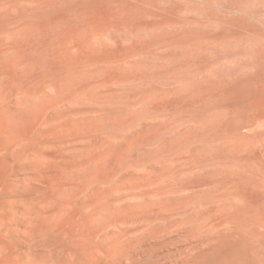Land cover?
<instances>
[{
	"label": "rangeland",
	"instance_id": "rangeland-1",
	"mask_svg": "<svg viewBox=\"0 0 264 264\" xmlns=\"http://www.w3.org/2000/svg\"><path fill=\"white\" fill-rule=\"evenodd\" d=\"M0 264H264V0H0Z\"/></svg>",
	"mask_w": 264,
	"mask_h": 264
},
{
	"label": "clouds",
	"instance_id": "clouds-1",
	"mask_svg": "<svg viewBox=\"0 0 264 264\" xmlns=\"http://www.w3.org/2000/svg\"><path fill=\"white\" fill-rule=\"evenodd\" d=\"M38 221H39V217L37 215L30 214L29 224L30 223L35 224V223H38ZM35 239H37L40 245L45 248H47L50 241L55 244L53 249L57 248L58 246L66 245V243H55L54 241H52L50 234L42 230L38 232Z\"/></svg>",
	"mask_w": 264,
	"mask_h": 264
},
{
	"label": "bare ground",
	"instance_id": "bare-ground-1",
	"mask_svg": "<svg viewBox=\"0 0 264 264\" xmlns=\"http://www.w3.org/2000/svg\"><path fill=\"white\" fill-rule=\"evenodd\" d=\"M261 114H263V113H261ZM261 114H260V115H261Z\"/></svg>",
	"mask_w": 264,
	"mask_h": 264
}]
</instances>
